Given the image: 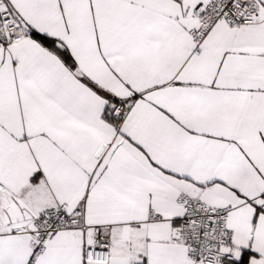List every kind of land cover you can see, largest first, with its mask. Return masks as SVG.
I'll list each match as a JSON object with an SVG mask.
<instances>
[{"label": "snow or ice", "instance_id": "obj_1", "mask_svg": "<svg viewBox=\"0 0 264 264\" xmlns=\"http://www.w3.org/2000/svg\"><path fill=\"white\" fill-rule=\"evenodd\" d=\"M0 264H264V0H0Z\"/></svg>", "mask_w": 264, "mask_h": 264}]
</instances>
